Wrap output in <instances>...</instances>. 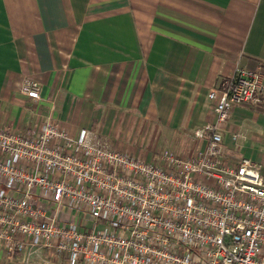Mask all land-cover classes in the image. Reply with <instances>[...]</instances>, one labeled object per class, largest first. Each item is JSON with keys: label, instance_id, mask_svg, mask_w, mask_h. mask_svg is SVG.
Segmentation results:
<instances>
[{"label": "built area", "instance_id": "1", "mask_svg": "<svg viewBox=\"0 0 264 264\" xmlns=\"http://www.w3.org/2000/svg\"><path fill=\"white\" fill-rule=\"evenodd\" d=\"M263 91L260 73L241 69L209 90L214 120L194 130L203 147L186 157L145 161L50 120L0 126V247L63 264H264V174L229 156L220 133ZM39 92L28 78L18 88L32 102Z\"/></svg>", "mask_w": 264, "mask_h": 264}, {"label": "crops", "instance_id": "2", "mask_svg": "<svg viewBox=\"0 0 264 264\" xmlns=\"http://www.w3.org/2000/svg\"><path fill=\"white\" fill-rule=\"evenodd\" d=\"M237 69L264 86V0H0V101L32 102L18 93L31 79L43 116L72 134L190 131L178 143L192 155L203 147L194 130L214 120L207 92ZM220 133L229 156L264 174V91Z\"/></svg>", "mask_w": 264, "mask_h": 264}, {"label": "rangeland", "instance_id": "3", "mask_svg": "<svg viewBox=\"0 0 264 264\" xmlns=\"http://www.w3.org/2000/svg\"><path fill=\"white\" fill-rule=\"evenodd\" d=\"M203 119L204 117L201 113L197 117V123ZM46 120L58 124L61 123L56 119L43 116L42 110L37 106V103L27 102L19 98L16 93L6 100L0 101V126L2 127L21 130ZM123 121L124 119L121 120L122 123ZM91 128L95 130L93 126ZM122 130L124 131L114 135L113 139L115 141L110 139L112 135L104 136V138L108 137L112 142V146L110 147L119 151H131L135 155L142 156V159L145 161H147L146 159H151L150 157L147 158V155L154 157L163 151L171 152L178 157H186L191 154L189 147L180 146L178 143L180 141L186 144L184 142L191 141L192 134L190 131L179 133L168 130L166 134H162L157 129L150 131V129L144 127L140 129L135 127L128 132H125V128H122ZM0 260H2L0 264H63L60 258L44 252H22L11 256L0 250Z\"/></svg>", "mask_w": 264, "mask_h": 264}, {"label": "trees", "instance_id": "4", "mask_svg": "<svg viewBox=\"0 0 264 264\" xmlns=\"http://www.w3.org/2000/svg\"><path fill=\"white\" fill-rule=\"evenodd\" d=\"M16 254H18V253H16Z\"/></svg>", "mask_w": 264, "mask_h": 264}]
</instances>
